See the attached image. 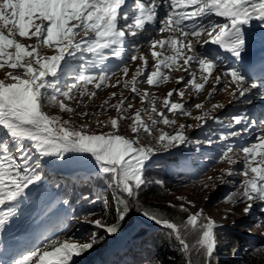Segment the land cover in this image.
<instances>
[{"label":"snow or ice","instance_id":"obj_1","mask_svg":"<svg viewBox=\"0 0 264 264\" xmlns=\"http://www.w3.org/2000/svg\"><path fill=\"white\" fill-rule=\"evenodd\" d=\"M215 18H222V22ZM255 20L264 25V0H133L131 5L128 0H0V70L4 73L0 78V232L17 215L21 200L27 199L25 190L39 186L45 158L63 161L69 153L89 157L99 172L109 178L118 205L116 223L91 219L95 213L83 217L94 229L86 242L78 243L75 237L46 238L41 246L13 259L11 264H72L73 257L85 254L98 243L115 239L128 218V198H138L142 186L148 183L143 176L151 156L186 140L182 131L172 135L159 128L161 124H176L166 112L191 115L184 103L172 101L173 95L183 99L187 88L199 93L218 67L223 71L214 77L209 97L216 91L215 85L220 84L221 77L229 78V84L235 86L229 93L234 100L245 98L258 87L238 68L221 63L229 56L237 61L242 59L249 39L245 26ZM157 23L160 25L157 34L168 35L161 39L148 37L155 62L150 64L145 56L135 54L140 45L130 42L128 37H138ZM130 43L134 53L130 60L139 59L142 65L127 79L130 69L124 62V53ZM209 44L222 49L225 55L206 48ZM165 48L171 54H164ZM112 60L120 63L113 65ZM164 69L183 71L190 78L178 77L179 87L165 94L163 110H158L160 98L148 89L141 92L140 85L146 83L152 88L167 83L170 76ZM190 69L200 71L202 82L197 81L196 71L190 72ZM118 73L123 74V82L117 78L109 85ZM89 84L95 89L121 85L129 90V96L121 92L117 103L110 104L117 96L112 92L101 104V111L91 113L92 118L79 125L60 114L49 115L45 111L56 108L59 113L75 114L81 120L89 117L87 111L77 112L68 103L75 101L78 107H87L84 98L91 100L97 95L96 91H88ZM222 87L227 89L229 85ZM137 97L142 107L128 115ZM195 107L202 109L203 105ZM216 107L223 105H213V109ZM109 108L115 109L117 115L107 121L100 120ZM207 116L204 112L194 119L203 120ZM124 120L129 121L127 128L132 137L121 134L120 122ZM93 124L97 129L108 130L93 131ZM235 126L240 127L231 130ZM226 127L231 131L222 133L221 141L239 137L254 128L257 132L254 142L238 148L228 144L222 149L219 162H227L229 167L221 169L222 175L215 179L233 183L224 177H243L226 202L233 206L244 203L245 215L259 202L264 212V120L257 124L246 115H237ZM184 128L185 125H180L181 130ZM145 136L151 138V143H142ZM238 163H242L239 170L233 167ZM208 180L213 177L209 176ZM200 183L209 187L203 181ZM168 207L186 216L176 222L149 208H143L141 214L169 230L186 256V264H192L193 252L204 264H212L219 243L215 220L205 215L202 208L190 212L195 207L192 201L178 206L169 203ZM255 226L264 227V222ZM189 237L193 238L192 244L188 243ZM236 251L233 249V254ZM258 251L264 253V249Z\"/></svg>","mask_w":264,"mask_h":264},{"label":"rangeland","instance_id":"obj_2","mask_svg":"<svg viewBox=\"0 0 264 264\" xmlns=\"http://www.w3.org/2000/svg\"><path fill=\"white\" fill-rule=\"evenodd\" d=\"M163 15V12H161ZM159 23L155 25L154 28L150 27L147 31L139 33L138 37H132V43H139L140 50L135 53L138 57L140 55L145 56L150 64H154L155 62L151 58V48L148 44V37H155L156 39H161L166 37L168 34L158 35L156 29L159 28ZM156 28V29H155ZM259 31L264 35V25L259 24ZM253 29L247 30V32H251ZM79 39V37H78ZM25 43H29V41H23ZM34 42V41H32ZM132 43L129 45L128 49L124 53V62L129 67V75L127 79H131L132 73L138 66L142 65V61L137 59V61L132 62L130 57L133 53ZM264 43L257 49H263ZM160 51L159 48H157ZM47 51V50H46ZM203 51V49H201ZM47 54H51L48 52ZM164 54L169 55L170 52L167 51V48L164 49ZM111 64H119L120 61L112 60ZM179 63H182L180 61ZM222 65L225 67L230 65L226 63V60L221 61ZM233 68H238L241 72L239 66L231 65ZM154 70V69H153ZM195 70L197 73V81H200L201 73L198 69H190L189 71ZM165 72L168 73L170 79L165 84H160L158 87L149 88V86L144 83L140 85V90L143 92L145 89H148L150 92L157 95L160 99L157 102V109L163 110V98L165 94L173 88L179 87L176 84V79L180 76H184L185 79H189L188 73L183 71H172L169 72L167 69H164ZM223 71L222 67H218L212 72V75L209 77V82L204 85V88L199 92H195L190 88L185 90V95L183 99H181L178 95L174 94L171 98L173 102H180L185 104V110L190 112L191 115H183L172 113H167L168 118L175 119L176 124L173 126H165L161 124L159 127L169 134L175 135L176 132L182 131L183 135L186 137L184 143L176 142L175 147H169L167 150H159L150 158V163L147 166L152 165L156 161L164 160L168 156H178L182 154L188 155V160L190 165L194 167L191 171L192 175L190 181L185 186L175 187L173 189L174 193L171 197H168L166 200L175 202L177 204L185 203L186 201H192L195 207H191V211L195 213L199 209H203L210 215L218 225L217 230L230 229L239 231L241 234L247 237H258L264 240V227H256L255 219L256 216H261L260 213L261 205L259 202L253 204V207L249 214L245 215L243 212V208L246 206L244 203H237L235 206L226 202L225 194H226V186L227 184L235 185L237 187V183L243 179V177H227L224 178L226 180L234 181L233 183H222L220 180L215 179L217 176L222 175L221 169H227L229 165L227 162H219L218 155L214 164H210L209 161H204L203 163L198 165V157L199 155L196 153V149H201L203 144L201 140H211L212 144L206 143L205 148L212 147L216 144H219L223 149L228 144H234L237 148L240 146H244L248 143L254 142L255 135L257 129H252L251 132H242L241 136L233 137L226 141H221L219 136L222 133H226L231 130H236L240 126H235V129H228L226 125L231 121L233 116L237 115H246L250 120L257 121V124L261 120H264V82H260L259 80L249 77L246 74H243L248 77L250 82H255L258 87L253 89L250 94H248L245 98H240L234 100L232 96L229 94L233 89L234 85L229 84V78L221 77V82L219 85H215L216 91L213 93L211 97H209L208 93L212 91L214 86V77L216 75H220ZM3 71L0 70V78H3ZM117 78H121V83L123 82V74L118 73L117 76L112 77L109 81V85L114 84ZM228 84L229 87L227 89L223 88V85ZM88 91H96L97 95L89 100L87 97L84 98V104L88 105L87 107L80 106L78 107L75 101H69L71 107L75 108L77 112H85L89 113V117H86L84 120H81L75 114L68 113H59L56 108H46L45 111L49 115H57L60 114L64 119H71L75 124L85 123L87 120L91 119V113L100 112L101 104L104 100L108 99L112 92H116L117 96L112 98L109 103L115 104L120 98V93L123 92L124 96H129V90L124 89L121 85L116 87H102L101 89H95L94 85L89 84L87 86ZM79 98V97H77ZM151 99V97H149ZM247 100H250L251 103H248ZM134 108L129 111L128 115H132L135 109L141 108L142 105L137 97L136 100L133 101ZM196 104H202V109H197L195 107ZM223 105V107H216L213 109V105ZM126 106V105H125ZM204 112L208 113V116L203 120H196L194 117L202 116ZM117 115L115 109L109 108L108 111L99 117L102 121H107L108 118L115 117ZM146 120L147 117L143 116ZM218 118V119H214ZM219 121H222L219 122ZM185 125L183 130L180 129V125ZM191 125V127H187ZM93 131H107L108 129H97L93 124ZM121 134L132 137V133L128 129H121ZM143 143V141H142ZM147 144V143H146ZM221 151L222 150H218ZM240 159V157H237ZM209 164V165H207ZM210 166V167H209ZM57 167V168H55ZM235 169L239 170L242 168V163H238L233 166ZM41 168L43 169L42 181L40 182L38 188L39 190L43 189L44 183L49 181V179H55V177L60 179H65V175L73 174L80 170H86L89 172H94L98 169V166L94 164V162H90L89 157H84L79 154L69 153L66 158L61 161L55 158H45L41 164ZM146 168V167H145ZM209 168L210 171L200 178H196L198 175V171L200 169ZM213 177V180L209 181L208 177ZM200 181L209 184V187L205 188L202 186ZM215 185L213 188L211 185ZM37 188H33L32 186L29 189H26L27 199H22L21 203L18 207L17 215L9 221V223L5 226V229L0 232V239L4 236L5 233L11 234L15 228L19 227L14 231L13 236H11L10 244L7 247L6 253L2 255L4 260V264L7 261H10L11 264L13 259H17L22 255L26 254L30 250L35 249L37 246H41L42 243H38V240L41 241L44 236H47V239L57 238L59 237L61 240L65 238H73L75 237L76 242L84 243L90 238L91 232L94 230L93 227L84 222L83 217L85 215L79 214L77 216L70 217L67 221L70 223L68 225L67 221L65 222V227L69 226L67 229H63L62 233L60 232V227L62 224L57 226V223L62 220L63 216H70V210L67 208H60L53 211L51 214H47L46 216H42L39 218L42 213L41 211L37 213L38 206L42 207L46 202L45 195H37L35 198V190ZM177 197L184 198L183 200H178ZM30 199L32 200L30 202ZM24 201V202H23ZM187 206V205H186ZM224 217H227L226 219ZM91 219H95L91 217ZM264 222V221H263ZM145 223L150 226H155L156 224L151 223L149 220L145 218L138 217V221L135 225L122 237H118L115 239H108L102 243L101 246L95 245L91 250L86 252L85 254L73 257L72 264H85L89 262L91 259L96 258V264H125V262L121 261L119 258L120 247L125 242V240L130 236V234L136 229L138 224ZM54 226V228L51 227ZM14 248H17V250ZM14 250V252H13ZM13 252V253H12ZM128 254H126V257Z\"/></svg>","mask_w":264,"mask_h":264},{"label":"trees","instance_id":"obj_3","mask_svg":"<svg viewBox=\"0 0 264 264\" xmlns=\"http://www.w3.org/2000/svg\"><path fill=\"white\" fill-rule=\"evenodd\" d=\"M120 123L121 129H128V120L121 121ZM154 134L156 133L154 132ZM142 141L143 143H151V138L145 136L142 138ZM201 143L203 147L196 149V153L199 155L197 160L198 165L204 161L214 164L218 155L221 154V151L218 150H222V148L219 144L205 148L207 140L203 139ZM89 160L92 162L90 158ZM193 169L194 167L190 165L187 154L168 156L164 160L156 161L152 165L147 166L144 170L143 178L148 183L142 186L138 198H128V218L121 225L122 231L117 234L116 238L126 234L138 221V217L145 218L141 214L143 208L160 211L162 215L180 222L186 214L169 208V203L177 206L179 204L167 201L166 199L173 195L175 187L188 184ZM40 171L43 174L42 168H40ZM209 171V168L200 169L196 178L205 176ZM64 177L65 179L57 177L52 180L49 179V181L44 183L42 190L38 191V188L35 190L34 198L37 195H45L46 198L44 205L37 208V213L42 212L39 218L51 214L56 209L62 207L69 209L71 212L70 216H63L62 220L57 223V226L61 222L63 224L60 227L61 233L63 229H67L70 226L67 220L79 214L87 215L95 213L92 216L95 219H103L108 224L116 223L118 205L113 195L114 190L110 186L109 178L105 174L100 173L99 169L94 172L80 170ZM157 181L161 183H156ZM235 190V185L227 184L226 201L227 197ZM105 201H107V208H105ZM119 207L122 209V206ZM189 210L193 213L191 209ZM204 213L208 215L206 211ZM260 213L262 215L256 216L255 225L264 221V212L261 211V208ZM66 221L69 225L67 227H65ZM51 227L54 228L53 225ZM216 235L219 243L214 253L212 264H264V253L258 251L264 249L263 239L247 237L239 231L230 229L217 230ZM46 238L47 236H44L41 243ZM193 242V238L189 237L188 243L192 244ZM97 245L99 247L102 243H98ZM233 249L237 250L235 254H233ZM126 254H128L127 257ZM119 258L125 264H186L187 261L174 236L169 235V230L159 225L150 226L145 223L138 224L136 229L121 245ZM191 259L192 264H204L203 259L198 257L194 252L191 255ZM85 264H96V258L91 259Z\"/></svg>","mask_w":264,"mask_h":264},{"label":"bare ground","instance_id":"obj_4","mask_svg":"<svg viewBox=\"0 0 264 264\" xmlns=\"http://www.w3.org/2000/svg\"><path fill=\"white\" fill-rule=\"evenodd\" d=\"M258 24L259 23L257 22V20H255V21H252L249 26H245L247 28V30L253 29V31L247 32V36L249 39L247 42V49L242 54V58L247 56V54H250L252 51H254L256 48L260 47L264 43V35L261 33V31H259L257 29ZM235 62L239 63L237 60H235L231 56H229L228 59L226 60V63H228L230 65H233V63H235ZM240 67H241V70L244 72L245 70H244V67L242 64L240 65ZM55 168H57V167H55Z\"/></svg>","mask_w":264,"mask_h":264},{"label":"water","instance_id":"obj_5","mask_svg":"<svg viewBox=\"0 0 264 264\" xmlns=\"http://www.w3.org/2000/svg\"><path fill=\"white\" fill-rule=\"evenodd\" d=\"M130 199V198H129Z\"/></svg>","mask_w":264,"mask_h":264}]
</instances>
